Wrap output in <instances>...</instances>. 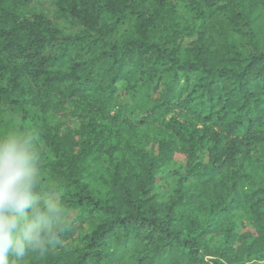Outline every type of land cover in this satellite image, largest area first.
<instances>
[{"label":"trees","instance_id":"16d2710c","mask_svg":"<svg viewBox=\"0 0 264 264\" xmlns=\"http://www.w3.org/2000/svg\"><path fill=\"white\" fill-rule=\"evenodd\" d=\"M4 109L58 223L19 264L264 259V0H0Z\"/></svg>","mask_w":264,"mask_h":264},{"label":"clouds","instance_id":"9594fccd","mask_svg":"<svg viewBox=\"0 0 264 264\" xmlns=\"http://www.w3.org/2000/svg\"><path fill=\"white\" fill-rule=\"evenodd\" d=\"M37 165L29 135L14 129L0 133V264H19L54 239L56 213L37 192Z\"/></svg>","mask_w":264,"mask_h":264},{"label":"rangeland","instance_id":"374dc122","mask_svg":"<svg viewBox=\"0 0 264 264\" xmlns=\"http://www.w3.org/2000/svg\"><path fill=\"white\" fill-rule=\"evenodd\" d=\"M44 8L46 12H50L52 9V5L49 2H45ZM66 33L68 32L67 26L56 22ZM126 28V27H125ZM124 28V29H125ZM136 102H139L140 104L143 103V100L141 98H138ZM18 114L10 111V110H0V133H4L10 129H14L17 132H23L25 133L27 131L28 134H31L35 130V122L31 117H26V120L22 124V122L18 119ZM24 127V129L22 128ZM105 160L103 158H92L89 160L86 169H85V179L90 181L91 179V186L92 188L98 192L99 194H102L105 190V186L103 183V178L105 177ZM41 188H52V183L49 179L46 178L44 174H40V181L38 184ZM47 200H57L56 194H48ZM76 213H73V215ZM248 264H264V259L256 262H250Z\"/></svg>","mask_w":264,"mask_h":264}]
</instances>
